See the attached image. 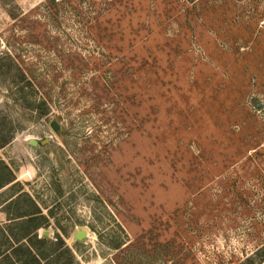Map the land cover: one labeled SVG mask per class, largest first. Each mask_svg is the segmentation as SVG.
<instances>
[{"label": "rangeland", "instance_id": "obj_1", "mask_svg": "<svg viewBox=\"0 0 264 264\" xmlns=\"http://www.w3.org/2000/svg\"><path fill=\"white\" fill-rule=\"evenodd\" d=\"M5 141L57 264H264V0H0Z\"/></svg>", "mask_w": 264, "mask_h": 264}, {"label": "trees", "instance_id": "obj_2", "mask_svg": "<svg viewBox=\"0 0 264 264\" xmlns=\"http://www.w3.org/2000/svg\"><path fill=\"white\" fill-rule=\"evenodd\" d=\"M0 143V148L6 145ZM15 181L14 175L8 170V167L0 161V190ZM9 204V203H7ZM15 226H18V234H8L5 230L0 231V237L5 249L0 251V264H57L62 260V256L56 253L57 249L62 248V240L58 237L54 242L42 237L37 239L35 231L39 228L40 221L37 218V213H15L11 214ZM36 222V223H35ZM33 224V225H32ZM28 226V230L26 229ZM31 228V229H30ZM33 246L37 247L36 252L33 251ZM69 261H72V256Z\"/></svg>", "mask_w": 264, "mask_h": 264}, {"label": "water", "instance_id": "obj_3", "mask_svg": "<svg viewBox=\"0 0 264 264\" xmlns=\"http://www.w3.org/2000/svg\"><path fill=\"white\" fill-rule=\"evenodd\" d=\"M33 143L34 142H30V145L36 144V143H34V144ZM43 235H44V237L47 236L48 235V232H44ZM85 236H86L85 235V232L84 231H80V232H77L75 234V239L78 240V241H81Z\"/></svg>", "mask_w": 264, "mask_h": 264}, {"label": "bare ground", "instance_id": "obj_4", "mask_svg": "<svg viewBox=\"0 0 264 264\" xmlns=\"http://www.w3.org/2000/svg\"><path fill=\"white\" fill-rule=\"evenodd\" d=\"M85 235H86V233H85Z\"/></svg>", "mask_w": 264, "mask_h": 264}]
</instances>
